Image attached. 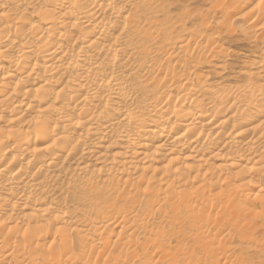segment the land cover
<instances>
[{
	"label": "bare ground",
	"instance_id": "1",
	"mask_svg": "<svg viewBox=\"0 0 264 264\" xmlns=\"http://www.w3.org/2000/svg\"><path fill=\"white\" fill-rule=\"evenodd\" d=\"M225 1L218 24L249 14L264 40V0ZM175 2L0 0V264H177L160 223L216 199L264 235V77L193 87L219 39ZM190 239L199 264H264V239Z\"/></svg>",
	"mask_w": 264,
	"mask_h": 264
},
{
	"label": "rangeland",
	"instance_id": "2",
	"mask_svg": "<svg viewBox=\"0 0 264 264\" xmlns=\"http://www.w3.org/2000/svg\"><path fill=\"white\" fill-rule=\"evenodd\" d=\"M173 1H176V6L180 5V8L186 7L190 10L191 18L189 22H186V27L188 28L191 25L192 27H196L199 25L200 28L198 26L196 27V29L198 30V35H201L202 43H205L206 40V38H204V35L205 37H207V35L213 34L219 39L218 44L220 46L217 47V50H220L222 48V52H216L217 50H214V52H211L209 54L207 53L208 55H203L202 57H205V61L207 60L206 62H200L203 60V58H198L200 60L196 66V73L198 76H193L189 81V83L193 87H200V89H209L218 86L220 87L222 85H232L233 88L239 90L241 86L246 82L247 73L251 71H259L264 77V65L256 67L252 66L251 64L256 59H263L260 57L261 55L259 50L260 48H262L264 40H262L261 38L256 39L255 37L250 35V33H252L254 30V26L252 24L250 27L246 25L249 20V14L247 16L243 15V17L241 18L235 19V17H232V14H234L236 11L234 12L232 9H229L230 16L228 19V26L231 25V27H233L231 28V31L233 29L234 30L233 32L229 30L227 32V30H225V26L222 27V24H218V20L221 19V13L219 9L215 8L217 6L215 4L216 0ZM227 1L228 0H226L225 3H229ZM249 2L251 3H249L248 9L252 5V3H254V1L249 0ZM210 9H213L215 11H211ZM248 9H246L243 13H246ZM184 20L187 21V19ZM242 30H244L247 35L249 34V36L251 37H245V34H243ZM221 31L225 32L221 34ZM223 51H225V53ZM208 202L210 203V201ZM213 205L214 207L212 209L206 210L204 212L203 215L206 217L204 218L205 221H201L200 219H185L181 226L182 229H180L179 225H176V223L170 228L168 227V224L160 223L161 230L167 234V240L165 241L166 249L169 250L170 253H172L173 259H176L177 264H199L200 261L204 260L203 253L194 247L192 239H190L193 234L200 233L203 229L209 230L210 233L218 232L220 233V235H223L225 239L227 238L226 241H224L223 245L227 246V248L230 249L239 245L243 240L249 242L252 237H256V239H258L257 241L263 242L264 235L261 234L263 227H261L260 225L262 223L260 219V221H258V219H253L255 223L253 221L254 224L251 225L250 230L245 232V234H247L246 237H248L245 240V235L240 233L241 230H239L241 229L240 226H243V224L240 223V225L231 217H225L224 212L221 211V208H219L223 205V202L216 199L213 202ZM258 209L259 207H257V211ZM244 219V215H242L240 221ZM235 226H237L238 230ZM257 230L258 232H256ZM147 252H149V255H152L155 251L153 250V248H150V250ZM134 260L136 264L144 263V257L140 254L139 250H137ZM161 264H167V261L163 260Z\"/></svg>",
	"mask_w": 264,
	"mask_h": 264
}]
</instances>
